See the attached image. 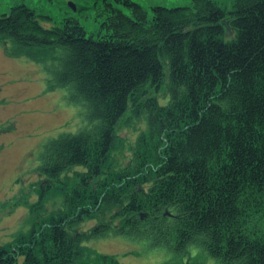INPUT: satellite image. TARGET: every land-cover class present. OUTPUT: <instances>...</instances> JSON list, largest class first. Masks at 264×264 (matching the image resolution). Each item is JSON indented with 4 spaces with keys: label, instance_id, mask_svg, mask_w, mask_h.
Segmentation results:
<instances>
[{
    "label": "trees",
    "instance_id": "trees-1",
    "mask_svg": "<svg viewBox=\"0 0 264 264\" xmlns=\"http://www.w3.org/2000/svg\"><path fill=\"white\" fill-rule=\"evenodd\" d=\"M74 1L56 13L29 0L0 7V40L43 65L47 87L66 89L86 120L40 152L47 179L81 168L63 208L0 244V264H75L111 234L264 264V0ZM165 83L163 104L149 91ZM129 103L148 129L111 171ZM105 212L123 222L72 232Z\"/></svg>",
    "mask_w": 264,
    "mask_h": 264
},
{
    "label": "rangeland",
    "instance_id": "rangeland-1",
    "mask_svg": "<svg viewBox=\"0 0 264 264\" xmlns=\"http://www.w3.org/2000/svg\"><path fill=\"white\" fill-rule=\"evenodd\" d=\"M10 1L0 0V7ZM29 1L37 9L53 13L57 5L72 3L75 8L74 0ZM142 1H158L170 6L189 3V0ZM219 1L227 8L231 5V0ZM47 79L43 65L24 55L12 54L9 45L0 40V244L29 233L34 223L63 208L66 192L78 182L76 172L81 168L70 170L59 181L47 179L36 169L48 139L64 132L77 133L86 124L84 107L69 103L66 89L50 90ZM166 90L167 83L149 92L165 104ZM116 128L111 171L132 162L138 137L148 129L146 115H137L129 103ZM114 214L105 212L98 218L85 219L72 232L91 230L102 223H109L111 227L120 225L123 220L115 219ZM87 250L85 257L75 264H221L199 248L180 257L165 247H153L121 234L92 240L87 243Z\"/></svg>",
    "mask_w": 264,
    "mask_h": 264
},
{
    "label": "water",
    "instance_id": "water-1",
    "mask_svg": "<svg viewBox=\"0 0 264 264\" xmlns=\"http://www.w3.org/2000/svg\"><path fill=\"white\" fill-rule=\"evenodd\" d=\"M70 5H71V7L74 9V6H73V4H72V3H70Z\"/></svg>",
    "mask_w": 264,
    "mask_h": 264
}]
</instances>
